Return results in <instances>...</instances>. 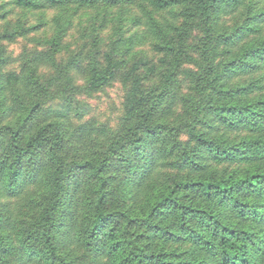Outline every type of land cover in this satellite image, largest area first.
Returning a JSON list of instances; mask_svg holds the SVG:
<instances>
[{"label":"trees","instance_id":"16d2710c","mask_svg":"<svg viewBox=\"0 0 264 264\" xmlns=\"http://www.w3.org/2000/svg\"><path fill=\"white\" fill-rule=\"evenodd\" d=\"M11 1L20 7L41 8L67 2L88 6L135 0ZM144 1L155 10L178 7L183 25H169L173 34L159 30L161 40L154 49L166 55L163 61L168 65L160 72L158 84H147L156 66L143 58L132 61L124 71L112 51L104 53L103 64L90 58L88 91L100 90L117 77L127 87L119 130L108 133V146L99 160L61 155L65 133L58 118L46 120L28 133V122L40 109V100L32 96H39L35 90L46 95L47 86L32 69L18 74L0 68V194L23 198L33 187V195L27 199L37 209L16 225V244L0 231V264H77L58 249L56 241L65 225L64 203L73 171L90 182L83 197L87 212L80 226L81 241L88 250L104 251L109 264H264V72L252 76L264 70V35L241 44L222 62L215 59L214 52L219 40L231 45L249 37V32L260 31L255 22L261 12L244 18H251L252 24L243 22L218 32L219 14L249 6L248 0ZM188 20H198L203 33L197 41L202 62L197 71L183 70L190 79V90L176 100L188 116L170 125L157 121L155 115L167 100L182 62L193 60L185 49ZM151 24L159 28L153 18ZM52 43L57 45L59 37ZM238 73L251 77L246 82H231ZM9 92L20 107L15 122L8 120L13 109L7 102ZM27 99L32 102L27 104ZM66 104L64 110L47 106L45 111L64 117L70 110ZM202 126L212 129V135ZM85 127L84 123L79 126ZM219 130L234 131L235 138L229 140ZM88 131L108 136L104 127L89 125ZM181 131L186 140L179 138ZM160 132L171 136L170 141L150 148L148 140ZM42 150L51 167L39 177L36 158ZM206 160L234 167L217 170L210 164L208 169ZM115 163L127 169V176L119 182L108 173ZM167 164L200 174L168 178L164 188L137 212L124 207L126 199L145 193ZM151 238H161L163 243L152 244ZM182 243L185 246L179 247Z\"/></svg>","mask_w":264,"mask_h":264},{"label":"rangeland","instance_id":"374dc122","mask_svg":"<svg viewBox=\"0 0 264 264\" xmlns=\"http://www.w3.org/2000/svg\"><path fill=\"white\" fill-rule=\"evenodd\" d=\"M248 3L249 6H243L232 14H219L217 31L231 30L243 22L252 24L251 18H244L251 16L252 13L261 12L258 21L255 22L260 31L249 32V37L238 39L231 45L219 40L214 47L216 60L222 62L230 58L241 44L264 35V0H248ZM178 9L174 7L155 10L144 0L116 5L99 2L88 6L67 2L58 6L45 5L41 8L20 7L11 0H0V68L4 72L15 71L18 74H25L32 69L39 82L47 86L46 95L35 90V94L39 96H32L40 100V109L34 112L33 118L28 122V133L33 132L46 120L58 118L64 124L65 133L61 155L67 159L99 160L108 146V137L119 130L127 87L117 77L100 90L88 91L86 81L90 58L94 56L103 64L104 53L112 51L114 57L122 62L121 71L127 69L132 61L143 58L156 66V73L147 84H158L160 72L165 71L168 64L163 61L167 59L166 55L156 51L154 44L161 40V31L173 34L169 25H183V19L176 13ZM151 18L158 22L159 28L152 26ZM188 22L185 26L190 35L186 38L185 49L191 53L193 60L182 62L167 100L155 115L157 121L170 125L188 116L181 101L176 100L190 90V79L183 70L197 71L198 64L202 62V53L197 45L199 36L203 34L199 21ZM56 36L59 37V43L54 45L52 41ZM263 72L264 70L256 72L252 76H258ZM250 77L251 74L238 73L233 76L231 82H246ZM10 92L7 102L13 109L8 120L15 122L20 107L15 105ZM27 96L29 95L26 94L24 98ZM25 101L27 104L32 102L29 99ZM66 103H69L70 110L64 117L50 116L45 111L47 106L64 110ZM81 123L86 124V127L79 128ZM89 125L104 127L107 135L108 133L110 135L99 136L91 133L88 131ZM201 129L208 131L209 136L213 133L212 129L209 131L203 126ZM221 131L229 140L235 138L234 131L229 134L219 130ZM170 138L167 133L160 132L148 140V146L162 147ZM179 138L187 139L185 131L180 132ZM206 162L209 163L208 169L210 164L217 170H229L234 167V164L208 160ZM24 164L25 162L23 166ZM138 164L142 165L143 161L140 160ZM50 167L44 151H40L36 158L37 175L44 176ZM108 173L115 176L114 182H119L127 176V169L115 163V167H110ZM199 174L188 168H173L167 164L162 167L159 177L150 183L147 191L140 196L126 199L124 207H128L131 212H137L164 188L168 178ZM71 175L67 189L69 197L64 203L65 225L56 234L58 249L73 257L77 264H109L106 262L107 254L104 251L88 250L81 241L80 226L87 212L83 197L88 192L90 182L78 171H73ZM33 191L31 187L23 198L18 199L0 194V231L8 233L14 244L16 225L37 212L35 203L27 199L33 195ZM151 242L157 245L163 243L161 238H151ZM170 244L171 247L175 246V243ZM181 246L184 247L185 244L182 243L179 247Z\"/></svg>","mask_w":264,"mask_h":264}]
</instances>
